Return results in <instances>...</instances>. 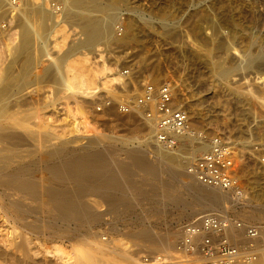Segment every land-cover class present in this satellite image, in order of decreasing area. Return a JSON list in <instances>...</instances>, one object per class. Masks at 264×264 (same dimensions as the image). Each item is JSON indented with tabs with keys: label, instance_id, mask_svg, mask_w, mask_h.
<instances>
[{
	"label": "rangeland",
	"instance_id": "obj_1",
	"mask_svg": "<svg viewBox=\"0 0 264 264\" xmlns=\"http://www.w3.org/2000/svg\"><path fill=\"white\" fill-rule=\"evenodd\" d=\"M2 1L3 0H1V2ZM22 1L23 3L27 2V0H21V2ZM98 1L105 2L106 0ZM53 2L64 5L63 0H53ZM1 5L0 86L4 84L9 86V95H15H13L15 98L12 96L11 98H19L18 101H20L21 104L25 103V105H28L26 107L22 105L25 114L28 112L30 113V111L32 113H38L39 115L45 113L43 118L46 119L47 116V118H50V122L45 120V122L49 124V126H47L48 124H46V126L48 128L50 126H52L51 128L55 127L54 131L56 130L55 132L59 133L56 137L57 140L53 139V142L50 141L49 137L44 138L43 135H47L42 133V131L35 138L36 140L34 142L33 140H31V142L29 138L7 140L6 142H8V144L4 143L3 145H8V148L5 146L2 148V158L5 156L7 159L6 155H10L9 157L11 158L9 159H11L12 162L8 159L7 160L11 163H8V161L6 162V159L4 162V158L1 159L0 164L2 165H0V167H4L2 170H6V168L10 166L8 171L6 170L4 172L13 173L16 169L29 164L28 162L31 164L36 161L37 158L41 159L43 156L42 151L44 155L46 154L42 157V160L44 159V162H47L49 158H55V156L52 155V151H54L53 149L55 148L54 144L56 143L62 147L63 141L64 146L62 148L68 147V150L62 152L61 157L65 156V158H67L74 155V153L77 154L78 151H72V149H79L88 142V138L76 136V133L72 132L75 131L73 125L75 124V117L77 118L76 124L78 122L81 123V127L79 126L81 132L86 130L90 131L93 137L89 138H94V135H98L103 136L107 140L118 139L127 142L129 146L138 147V140H144L145 132L135 130V127L138 126L137 123H133L132 120L127 121L130 115H122L117 111L114 115L106 111L97 112L96 108L103 97L97 98L94 103L82 101L80 104H75L71 100L68 101L69 104L68 107H66L65 100L59 101L61 97L59 96L60 94L57 93L59 90V81L48 76L43 77V79H40L38 82L32 81L34 79L33 75L42 72L48 65L49 58L47 56L36 58L30 65L31 68L29 67V73L33 79H31L30 76L25 79L21 77V68L19 67L29 60V56H22L23 58L25 57L24 60L20 59L19 57H21V54L17 49L20 45L19 37L22 28L20 27L21 25H17L19 22L17 20L16 11L13 10L12 12V10L9 9V5L5 2L1 3ZM118 10L119 19L116 23L118 24L123 21L126 29L130 22V18L136 16L140 22L141 34L136 38H132L134 37L132 36L133 34H131V32L128 33L127 30L128 36L125 37L126 42L124 41V34L123 37H121L123 41L111 39L112 41L110 40L108 44L104 41L99 43L100 50L102 51L106 63L121 71L128 70L130 72L132 75L130 77L131 81L126 77L130 82L127 86L128 89H126L132 96L139 91L144 82H153L157 85L172 80L178 82V84H175V82L171 83L175 88L178 101L181 104H185L186 108H190V110L194 109V114L197 112L196 110H198V114L196 113L198 118L195 119L196 122L194 123L195 125L196 123L198 124L194 126L195 129L205 130L210 135L216 133L223 134L235 147L238 159H242L245 165V168L239 173L243 181L244 190H246L248 197L253 196L256 190L260 188L257 186L259 180L261 183L259 181L258 185L261 184L262 188L264 187V177L256 178L254 174V171H258L256 167L257 155L254 152V148L259 145H264V106L261 107L260 105L261 100L264 101V82L260 83L263 80H261V78L258 79V77H264V62L257 63L252 69H241L238 67V64L242 59L237 54L233 55L235 50L232 51V48L241 50L244 48L246 42L249 41L251 43L250 47L252 54L254 53L255 55L261 50L264 51V0H119ZM100 15V13H92V16ZM151 17L158 20V23H156L158 25H155L153 30L149 26L143 24L144 21ZM161 18L171 23L172 26L170 30L167 31L164 24L160 23V20H163ZM73 23L74 22L70 21L69 24L79 30V27H81L79 26L80 23L76 22V25H73ZM198 25L202 27L200 33L197 32L198 30L196 31V29H194L195 26ZM174 27H177L176 30H174ZM15 31L16 34L14 33ZM114 34L115 37L118 38L115 29ZM78 38L79 35L75 36L74 41L77 42ZM220 40L222 41L220 42ZM229 45L232 46L230 47ZM228 46L229 48L227 49ZM230 48L231 50H229ZM16 49L17 51L15 52ZM84 50L89 52L90 56L95 55V47L85 48ZM17 58L21 60V63H17L12 67V63L18 60ZM36 60L40 62L38 61L37 64ZM212 63L215 65L219 63V65L228 66V68L231 67V69L235 68L231 70V73L224 75L223 78L220 79L216 76L217 74L211 65ZM26 81L29 83L28 85H26ZM20 87H25L27 89L25 90L23 88V90ZM249 90L257 97L256 101H253L250 96L246 94ZM18 91H20V93ZM119 93L123 94L124 91L121 90ZM121 98L124 99V97ZM121 98L117 101H120ZM49 100H55L57 104L55 107L57 110L53 111V107H48V110L46 109L45 106L49 103ZM191 116L193 115L191 114L190 117ZM85 120L88 122V126L84 129L83 122ZM62 125L64 128H62ZM45 129L46 127L43 129L44 132ZM25 139H27L26 142ZM47 139H49V141H47ZM67 140L72 144L70 145ZM14 141L15 144L19 142L16 145H11ZM65 142L70 146L66 145ZM50 144L51 146L53 144V146L49 147ZM152 145L150 144L149 146L151 148L148 147L147 149V157L154 160L158 154L155 146ZM190 145L191 143L184 141V147H181L180 151L177 152L178 154L176 153L179 157L178 163L184 166L185 171L186 163L189 162L186 159L188 155L185 154V149H189L188 146ZM45 147L46 149L44 151L43 149ZM118 148L121 149V152L119 149V154L117 153L116 155L119 163H128L129 158L126 156V150L122 149V146H118ZM201 153L203 152L198 151L195 156L197 157ZM125 156L128 159L125 158ZM162 170V174L160 173L158 175H147L143 172L134 173L131 180L134 178L133 181L136 184L132 182L136 187H138L139 184L145 192V196L138 199L140 201H137L134 207H128L115 213L109 211L106 204L100 202V206L98 205V212H100L99 214L98 212L95 214L96 216H100L97 217L99 219L95 218L97 221L94 219V217H96L94 215L91 220L89 219L84 223L78 222V224L77 222H71L65 231L62 230L63 220L56 210H52L50 204L31 200L28 195H26L25 200L21 199L19 196L8 197V189L15 188V183L14 185H7L5 188L2 187L4 190L7 189L5 190L7 192L0 188V196L3 197V199L0 197V199L3 200H0V264H73L74 250L81 246V248H84V244H87L84 239L86 235L92 237L93 241H102L104 245H107V240L109 241L111 238H115L120 240V243L128 246L133 245L135 242V234L145 229L147 231L152 230L153 233L155 232L157 234L171 232L172 234L179 235L180 227L184 223L192 221L209 212H204L196 217L184 216V213L182 214L181 212L185 211V209L194 208V203L197 202L196 200L198 197L194 194L192 195V193L186 189V187L191 184L188 183L185 187V183L189 182L187 177L182 176V179L175 180L165 167H162ZM138 174L140 175L138 176ZM258 174L262 173L258 172ZM148 176H151V178ZM143 184L146 185H144L145 188H143ZM173 196L178 199L174 201L172 198ZM227 206L230 209L228 211L229 215L240 220L239 216L241 213H235L237 210H232V208H230L232 207V203L227 204ZM256 218H259V221ZM256 218L252 220L253 224L260 225V222L264 224V220L261 221L259 216ZM94 221L96 223H92ZM37 225L40 228L36 227L37 229H35ZM53 229L56 230L57 234ZM88 229L90 231L86 233L85 230ZM179 238L180 235L174 239L173 247L169 250L170 253L174 251ZM135 249L138 250L136 256L137 259H139L138 264L141 256L145 253H163L151 251L150 249Z\"/></svg>",
	"mask_w": 264,
	"mask_h": 264
},
{
	"label": "bare ground",
	"instance_id": "obj_2",
	"mask_svg": "<svg viewBox=\"0 0 264 264\" xmlns=\"http://www.w3.org/2000/svg\"><path fill=\"white\" fill-rule=\"evenodd\" d=\"M63 1H64V5H62V11L60 13H55L54 9L52 8L53 0H27V2H24V3L23 1L21 2L20 0L19 7H15V8H13L10 5L9 0H3L2 2L0 0V8L2 6L1 3L5 2L6 4L9 5V9H11L12 12L13 10L16 11L17 20L19 22L17 23V25L19 26L21 25L20 27L22 28V32L20 33V37H19L20 45L18 46L17 49L19 53L21 54V57L29 56V60L26 63L21 64V67H19L21 68L20 69L21 77L25 79L31 75L29 73V69L31 68L30 65L34 62L36 58L38 57L42 58L43 56H47L49 58V63L46 66V68H44V70H42V72H39L37 75L34 74L35 75V76L33 75L34 79L31 76L30 78L33 79L32 81L38 82L40 79H43V77L48 76V77L53 78L56 81H59L60 83L59 90L57 92L60 94L59 96H61L59 101L65 100L66 101L65 104L67 105L66 107H68V104H69L68 101H71V100L75 104L76 103L80 104L82 101L94 103L96 102L97 98H100V97H103V99L109 98L113 101H117L121 97L132 96L131 94L128 93L129 91L127 90L128 89L127 86L128 84H130V82L128 81L126 76L123 74V71L119 70L118 68H114L106 63V61L103 58L102 51L100 50V46H99V43H101L102 41L108 44L110 43L111 39L113 40L123 39V38L122 39L116 38L114 34V29L117 25L116 21L119 19L118 17L119 0H106L108 2L106 1L100 2L98 0H63ZM92 13H100L101 15L92 16ZM161 19L163 20L159 19L160 23L164 24V27L167 28L166 29L167 31L170 30L171 29L170 27L172 26L171 23H168L167 20H165L164 18H161ZM206 20H207V17H206ZM70 21L74 22L73 25L76 22H79L80 24L79 23L78 24L79 26H81L79 27L80 29L77 30L76 27L69 24ZM156 23H158V20L155 19L154 17H151L150 19H147L146 21H144L143 24L145 26H149L153 30L155 28V25H158ZM127 27L126 29L124 27V34H125L124 41L126 40L125 37L128 36L127 34L129 32L133 34L132 36L134 37L132 38H136L137 36L141 34L140 33L141 32L140 22L136 16H132V18H130V22L128 23ZM156 27H160V26H156ZM176 28L174 30H176ZM194 29H196V31L198 30L197 32L199 33L202 31V27L199 25L195 26ZM14 33L16 34V31ZM77 35H79V38H78V41L76 39L77 42H75L74 37ZM222 40H220V42ZM8 41H9V38H8ZM250 44L251 43L249 41L246 42L244 48H242L241 50L232 48V51L235 50L234 51L235 53H233V55L237 54L242 59L239 62L238 67L244 70L252 69L253 66L257 65V63L264 62V51L262 50L258 51V53L254 55V53L252 54ZM190 45L192 46L191 43ZM229 46L231 47L232 45H229ZM229 46L227 47V49L229 48ZM89 47H95V50H94L95 55L90 56L89 52L84 50L85 48H89ZM17 49L15 50V52L17 51ZM229 50H231V48ZM21 57L19 58L24 60L25 57L24 58L23 57L21 58ZM19 58L17 59L19 60ZM18 60H15L12 63V67L17 63L19 64L21 63L20 62L21 60L19 61ZM36 61L38 64L39 60H36ZM232 64L234 65L233 62ZM211 65L213 66V69L215 73L217 74L216 76L219 77L220 79H222L224 75L231 73V70L232 69L234 70L235 68L234 67L231 69V67L228 68V66L226 67L221 66L219 65V63L218 65H215L214 63H212ZM259 78L263 80L260 83H263L264 77L261 76V77H258V79ZM172 82H175V84H178V82H176L175 80L168 81L165 83L171 84ZM151 83L154 85H157L156 83H153V82ZM28 84L29 83L27 82L26 85ZM8 87L9 86L5 84L0 86V160L4 158L3 159L4 162L6 158L5 156L2 158V151H3L2 148L4 146L5 147L8 146V145H3L4 143L8 144V142H6L7 140L10 141L12 139L16 140L18 138L19 139L29 138L30 141L33 140L34 142L36 140L35 138L42 131V133L47 135V136L43 135L44 138L49 137L50 141H52L53 139L57 140L56 137L59 134L58 132H55L56 130L54 131L55 129L54 126H53L54 128H51L52 126H50L49 128L47 127L49 126V124L46 123L45 120H48L47 122H50L49 121L50 118H47L48 116L46 117L45 115L46 119H44L43 117L45 113L44 114L41 113L43 116L39 115L38 113H34V112L32 113L31 111L30 113L28 112L29 114L28 113L25 114V110H23L24 108L22 106V105H25V103L21 104V102L18 101L19 98L13 99L15 98L14 97L15 95L14 94L9 95L10 87L9 88ZM25 87L23 88L26 90L27 88ZM121 90L124 91L123 94L119 93ZM11 92L15 93L14 91H11ZM18 92L20 93V91ZM246 94L249 95L253 101H256L257 97L253 94L251 90L247 91ZM11 96L13 98H11ZM26 104H27V101H26ZM56 105L57 104L55 100L54 101L49 100V103L45 107L46 109L48 107H51V108L53 107L52 110L55 111L57 110V108L55 107ZM182 105L184 106L185 110L189 113V115L191 114L193 115L190 117L192 120L190 123H191L192 128L195 129L194 126L198 124V123H196V125L194 124L196 122L195 119L198 118L196 115L198 110L195 109L197 112L195 111L196 113L194 114V111H193L194 109L190 110V108L189 109L186 108L185 104L182 103ZM260 105L261 107L264 106L263 100H261ZM26 106L28 105H25L24 107ZM116 111L117 110L115 107L107 108L106 110V112L111 113L112 115H114ZM129 115H130V118H128L127 121L132 120L133 123L135 124L137 123L138 125L135 127V130H140V131L145 132L144 140L143 141L138 140V145H139L138 147L129 146L127 142H123L118 139H115V140L108 139L107 140L103 136H98V135H94V138H89V137H93L90 131L86 130V131L81 132L79 128L81 123L78 122L76 124L77 118L75 117L74 118L75 124H73L75 131H72V132H75L76 136H81V137L83 136L85 138L86 137L88 138V142L82 145L79 149L77 150H75L76 148L72 149V151H78V153L76 152L77 154L74 153V155H71L67 158H65V156L61 157L62 152H65V150L66 151L68 150L67 149L68 147L62 148L64 146V141L62 140L63 141L62 147H60L56 143L54 144L55 148L53 149L54 151H52L53 152L52 155L55 156V158H53L51 155L52 159L49 158L50 160L48 159L47 162H44V159L42 160V157L46 155V154L44 155L42 151L43 156L41 157V159L37 158V160L32 162L31 164L30 162H28L29 164L16 169L15 172L13 173L4 172L6 170L8 171V168L10 166L9 167L6 166L8 167L6 168V170H2L4 167H0V188L2 187L5 188L7 185H10V184L14 185L15 183L16 189L15 188L10 189L8 187L9 192L5 191L7 189L4 190L2 188L5 192H7L8 197L19 196L21 199L25 200L26 195H28L30 196L31 200H36L42 203L50 204L52 207V210H56L59 213L61 219L63 220L64 223L62 224V227H63L62 230L65 231L67 230V227L69 226L71 222H77V223L83 222L84 223L85 221H88L89 219L91 220V218L98 212V208H99L98 205L100 206V202L106 204V206L108 207V210L111 212H115V213H118L119 211L125 208H128V207H134L137 204V201H140L138 199L145 196L144 189L142 190V187H140L139 184H138V187H136L135 185L136 183L133 181L134 178H132L133 180H131V177L134 176V173L137 174V172L139 173L143 172V173H146L147 175L148 174L158 175L160 173L162 174L163 172L162 167H165V169L171 173L172 178L175 180H179L180 178L182 179V176L187 177L189 179V182L185 183L183 180V182L185 183V187L188 185V183L189 184L191 183V184L190 186L188 185L187 187L189 188L186 187V189H188L190 193H192V195L194 194L198 197V199L196 200L197 202L194 203V208L185 209V211L181 212L182 214L184 213L183 214L184 216L196 217L198 215L203 214L204 212H217L223 215H229L228 211L230 209L228 207L229 205L227 206V204L232 203V207L230 208H232V210H237L235 211V213H241L239 217H240V220H242L243 222L256 225L252 223L253 222L252 220H254L257 216L260 217L261 221L264 220V187L262 188L261 184L258 185L260 180L259 181L257 180L258 181L257 186L258 188L259 187L260 188L256 190V193H254L253 196H250V197L247 196L246 190H244V193L241 197H236L233 193H230V192H224L221 190L204 187L200 185L199 183H197L194 180V178L190 176L187 173V171H185L184 166L182 164L178 163L179 157L177 155L178 154L177 152H179L181 147L183 146H179L173 152H167V151L160 149L153 142L152 125L144 119L142 112L136 111ZM83 123H84V126H83L84 129L87 128L88 122H86L85 120ZM46 124L48 125L46 126ZM63 125H62V128H64L65 126ZM44 127H46L47 129V130L45 129V132L43 131ZM60 138L63 139L62 137ZM184 139L186 138L181 139V141H183ZM26 140L27 139H25V142ZM64 140H65V137H64ZM47 141H49V139H47ZM69 141L73 142L72 140H69ZM18 142H16V144ZM20 142H23V141H20ZM67 142H65V144L69 145L70 143L68 142L69 144H67ZM12 144H15V141L11 143V145ZM150 144L151 145L153 144L152 146H155L156 152L158 154V156H156L154 160H152V158L149 159L147 157L148 156L147 149L148 147L151 148L149 146ZM9 145H10V142H9ZM50 146L51 144L49 145V147ZM118 146L120 147L122 146V149L126 150V153H127L126 156H128L129 158L128 163H119L116 157L117 153L119 154L118 151L120 149L118 148ZM45 149L46 147L43 150L45 151ZM207 150H208L207 143H202L198 146H193V144H191L189 149H185L186 151L185 154L188 155V158L186 159L190 162L196 158L195 155L198 151H202L204 153ZM120 152H121V149H120ZM11 155H12V152H11ZM18 155H19V152H18ZM9 156L6 155L7 159L10 161L11 159L9 158L11 157ZM126 156L125 158H127ZM48 157H49V154H48ZM7 159H6V162L8 161ZM9 161L8 163L12 162V160L11 162ZM188 163H186V166ZM257 169H258L257 172L253 170L255 172L254 174L256 175L255 177L256 178L264 177V170L261 168L260 169L257 168ZM258 172L262 174H258ZM139 175L140 174H138V176ZM148 177L151 178V176H148ZM138 180L141 181L140 179ZM141 183L143 182L141 181ZM144 185L145 184H143V188H145ZM175 196L172 197L174 201L178 199ZM91 197H94V198H91ZM98 216L94 217V219L95 218L99 219L97 218ZM92 223H96V222L94 221ZM259 224L261 225L262 222H260ZM36 227L40 228L38 227V225L35 226V229H37ZM89 229L85 230L86 233L90 231ZM55 233H56V230H55ZM233 234L240 235L241 232L234 231ZM179 235L172 234L171 232H166V234H157L155 232L153 233L152 230L147 231L145 229L135 234L134 236L135 242L131 246L124 245L123 243L119 242L120 240L115 239V238H111L109 241L107 240L106 241L107 245L106 244L104 245L102 241L100 242L93 241L92 237H90L89 235H86L84 236V239L87 244H84V248H81L82 247L81 246L74 250V254H73L74 263L73 264H138L139 259H137L136 257L138 254V250L135 248H140V249H145V250L150 249L151 251L170 253L169 250L173 247L174 239L177 236L179 237ZM242 241H243L242 243H244L245 239L242 238ZM263 243H264V230L262 231L261 238L256 241L257 251L260 254V258L256 262V264H264Z\"/></svg>",
	"mask_w": 264,
	"mask_h": 264
},
{
	"label": "built area",
	"instance_id": "obj_3",
	"mask_svg": "<svg viewBox=\"0 0 264 264\" xmlns=\"http://www.w3.org/2000/svg\"><path fill=\"white\" fill-rule=\"evenodd\" d=\"M9 2L13 8L19 7L20 0ZM52 8L55 13L62 11V5L58 3L53 2ZM115 32L118 38L123 37V21L116 25ZM123 74L131 81L128 70ZM111 107L122 115L141 111L144 119L152 125L153 142L164 151L173 152L183 146L184 141L193 146L207 143L208 150L187 164V173L204 187L230 192L236 197L243 195L244 186L239 173L245 165L242 159H238L235 147L223 134L210 135L205 130L193 129L190 115L179 103L170 83L154 85L144 82L135 95L120 101L102 98L96 111L104 112ZM183 138L186 139L181 141ZM254 152L256 167L264 170V145L256 146ZM263 230L264 224L252 225L230 215L205 213L180 227V238L172 253H145L139 264H256L260 258L256 241L261 238ZM234 231L241 234H233Z\"/></svg>",
	"mask_w": 264,
	"mask_h": 264
}]
</instances>
